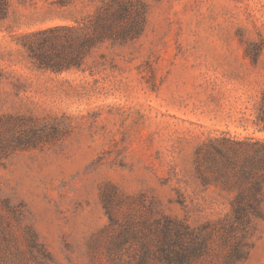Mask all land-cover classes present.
Instances as JSON below:
<instances>
[{"label": "rangeland", "instance_id": "rangeland-1", "mask_svg": "<svg viewBox=\"0 0 264 264\" xmlns=\"http://www.w3.org/2000/svg\"><path fill=\"white\" fill-rule=\"evenodd\" d=\"M264 0H0V264H264Z\"/></svg>", "mask_w": 264, "mask_h": 264}, {"label": "trees", "instance_id": "trees-1", "mask_svg": "<svg viewBox=\"0 0 264 264\" xmlns=\"http://www.w3.org/2000/svg\"><path fill=\"white\" fill-rule=\"evenodd\" d=\"M262 105L264 106V98H263V101H262Z\"/></svg>", "mask_w": 264, "mask_h": 264}]
</instances>
